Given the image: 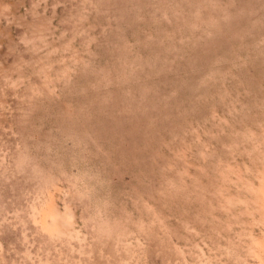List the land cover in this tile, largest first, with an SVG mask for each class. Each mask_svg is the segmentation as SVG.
Masks as SVG:
<instances>
[{"label":"rangeland","instance_id":"obj_1","mask_svg":"<svg viewBox=\"0 0 264 264\" xmlns=\"http://www.w3.org/2000/svg\"><path fill=\"white\" fill-rule=\"evenodd\" d=\"M0 264H264V0H0Z\"/></svg>","mask_w":264,"mask_h":264}]
</instances>
